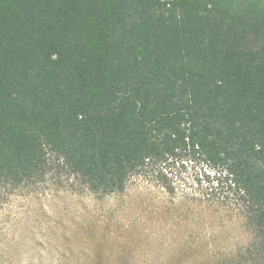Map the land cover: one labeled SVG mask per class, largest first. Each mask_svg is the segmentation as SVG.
<instances>
[{
  "label": "trees",
  "instance_id": "16d2710c",
  "mask_svg": "<svg viewBox=\"0 0 264 264\" xmlns=\"http://www.w3.org/2000/svg\"><path fill=\"white\" fill-rule=\"evenodd\" d=\"M52 159L101 195L200 165L264 264V0H0V181Z\"/></svg>",
  "mask_w": 264,
  "mask_h": 264
},
{
  "label": "rangeland",
  "instance_id": "374dc122",
  "mask_svg": "<svg viewBox=\"0 0 264 264\" xmlns=\"http://www.w3.org/2000/svg\"><path fill=\"white\" fill-rule=\"evenodd\" d=\"M183 166L108 195L57 159L39 180L0 181V264H256L242 217L206 189L200 165Z\"/></svg>",
  "mask_w": 264,
  "mask_h": 264
}]
</instances>
